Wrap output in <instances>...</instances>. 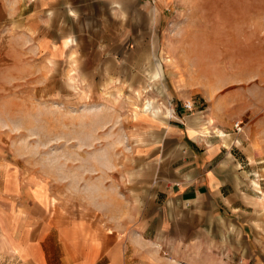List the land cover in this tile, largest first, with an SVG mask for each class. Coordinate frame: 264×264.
Here are the masks:
<instances>
[{"label":"rangeland","instance_id":"374dc122","mask_svg":"<svg viewBox=\"0 0 264 264\" xmlns=\"http://www.w3.org/2000/svg\"><path fill=\"white\" fill-rule=\"evenodd\" d=\"M70 5L55 21L50 11L51 29H60L51 45L62 56L44 82L41 59L33 57V70L0 64L3 221L11 206L51 229L93 220L120 232L114 226L130 221L131 264H264V0ZM175 96L193 104L183 110L195 116L196 140L240 157L249 206L237 214L241 230L229 214H210L209 235L192 232L168 260L161 246L136 243V206L121 212L139 179V146L159 141L154 131L176 117Z\"/></svg>","mask_w":264,"mask_h":264},{"label":"crops","instance_id":"0c3cea01","mask_svg":"<svg viewBox=\"0 0 264 264\" xmlns=\"http://www.w3.org/2000/svg\"><path fill=\"white\" fill-rule=\"evenodd\" d=\"M75 1L0 0V64L8 61L16 67L20 62L26 70H33V57L41 59L44 82L50 74V60L59 62L62 56L57 44L51 45L50 38L60 29H51L50 11L55 21L61 6L68 2L74 8ZM17 37H25V43L18 45ZM171 99L176 117L154 131L159 141L139 146L145 147L143 156L135 159L139 179L133 183V194L129 191L123 201L121 212L127 215L129 206H136V243L145 248L161 246L168 260L174 258L173 245L185 246L192 232L197 238L209 235L210 214H229L223 217L235 221L241 230L244 222L237 220V214L249 206L243 200L241 174L235 165L240 157L196 140L195 116L183 110L177 96ZM23 210L11 206L7 211L12 216L4 222L0 207V264H131L124 251L130 242L126 234L130 221L114 226L120 227V232L112 231L111 226L109 232H103L106 227L93 220L65 221L51 229L49 222L22 216Z\"/></svg>","mask_w":264,"mask_h":264},{"label":"built area","instance_id":"2783aa9c","mask_svg":"<svg viewBox=\"0 0 264 264\" xmlns=\"http://www.w3.org/2000/svg\"><path fill=\"white\" fill-rule=\"evenodd\" d=\"M183 106L186 110L189 111V110H192L193 104L190 100H187L184 102Z\"/></svg>","mask_w":264,"mask_h":264},{"label":"bare ground","instance_id":"6f19581e","mask_svg":"<svg viewBox=\"0 0 264 264\" xmlns=\"http://www.w3.org/2000/svg\"><path fill=\"white\" fill-rule=\"evenodd\" d=\"M149 108H150V106H149V104L148 105H146L145 107H144V110H149Z\"/></svg>","mask_w":264,"mask_h":264}]
</instances>
